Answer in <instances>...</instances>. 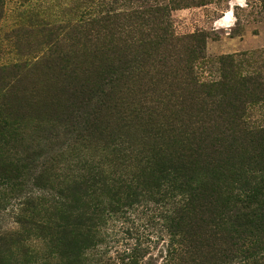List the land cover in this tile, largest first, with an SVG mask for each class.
<instances>
[{
    "label": "rangeland",
    "instance_id": "rangeland-1",
    "mask_svg": "<svg viewBox=\"0 0 264 264\" xmlns=\"http://www.w3.org/2000/svg\"><path fill=\"white\" fill-rule=\"evenodd\" d=\"M84 1L0 0V121L6 124L0 129V264H165L173 241L164 218L168 198L146 193L121 204L119 214L91 227V245L72 255L55 225L60 215L72 221L82 215L85 199L75 204L65 190L89 175L117 181L135 172L136 163L124 169L128 162H112V152L129 146L137 154L155 143L127 114L146 98L159 100L179 87L184 73L177 59L185 58L187 43L176 45L173 38L208 37L206 60L195 70L201 82L218 81L220 58L234 55L243 73L264 85V0H130L149 13L162 9L158 16L168 41L162 42L160 59L132 69L117 107L103 106V115L119 120L115 136L93 140L84 129L107 96L83 95L84 80L71 82L68 76L74 70L71 78L81 77L84 69L72 53L83 55L99 45L81 22L92 11ZM149 27L146 35L156 32ZM69 58L72 66L65 69ZM250 123L264 124V106L250 114ZM91 190V202H110L102 186ZM69 207L77 209L67 213Z\"/></svg>",
    "mask_w": 264,
    "mask_h": 264
},
{
    "label": "trees",
    "instance_id": "trees-1",
    "mask_svg": "<svg viewBox=\"0 0 264 264\" xmlns=\"http://www.w3.org/2000/svg\"><path fill=\"white\" fill-rule=\"evenodd\" d=\"M94 1L83 2L92 11H85L88 17L81 22L87 33H95L99 45L83 55L72 53L84 69L81 77L71 78L74 70L68 76L74 78L71 82L84 80L83 95L98 91L107 96L84 129L86 136L102 141L119 130L113 126L118 118L112 121L103 115V106L117 107L132 69L141 70L160 59L162 42L168 38L166 24L159 21L161 8L149 13L135 1ZM104 5L108 9L100 10ZM149 25L156 32L146 35ZM207 38L203 33L173 38L176 45L187 43L185 58L177 59L184 73L179 87L129 110L127 118L155 141L137 154L129 146L113 150L112 162H128L124 169L136 163L131 177L123 175L116 181L104 174L89 175L65 190L64 197L75 204L85 199L82 215L73 221L60 215L61 224L55 225L72 255L91 245V227L98 221L119 214L120 205L137 196L155 193L169 199L164 218L173 241L165 264H264V124L250 123V114L264 106V85L257 76L244 74L243 63L234 55L220 58L218 81L201 82L195 70L206 60ZM5 127L0 121V129ZM98 186L110 202L90 201L88 191ZM68 209L70 213L77 208Z\"/></svg>",
    "mask_w": 264,
    "mask_h": 264
}]
</instances>
